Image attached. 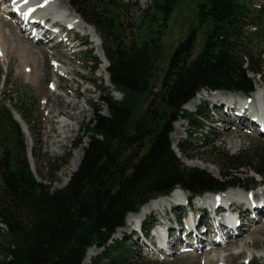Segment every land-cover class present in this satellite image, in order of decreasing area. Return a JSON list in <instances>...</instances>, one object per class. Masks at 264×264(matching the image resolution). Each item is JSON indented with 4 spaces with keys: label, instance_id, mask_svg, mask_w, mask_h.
<instances>
[{
    "label": "trees",
    "instance_id": "1",
    "mask_svg": "<svg viewBox=\"0 0 264 264\" xmlns=\"http://www.w3.org/2000/svg\"><path fill=\"white\" fill-rule=\"evenodd\" d=\"M111 1L69 0L70 7L106 43L103 54L109 62L106 71L112 86V90L105 88L100 108H95L93 121L83 129L88 147L69 183L52 190L37 180L27 159L25 133L17 124L14 163L7 149L0 158V224L4 226L0 228V264H83L92 248L103 250L92 264H149L127 242L110 244L129 214L139 213L150 200L168 197L176 189L201 196L258 184L255 177L251 185H244L237 177L242 170L249 169L264 180V148L238 155L215 150L227 171L216 179L186 167L170 141L173 126L187 117L184 106L198 94H252L255 86L250 74L264 81V64L255 58L251 45V31L261 28L257 10L248 0L200 2L198 18L205 27L202 48L194 56L196 35L191 34L175 48L164 69L162 40L177 0L156 3L151 19L158 16L159 29L142 44L126 45H113L114 24L104 15V5ZM91 59L95 73L101 60L98 56ZM160 69L164 76L154 87ZM113 92L123 98L116 100ZM149 93L152 98L142 110V99ZM5 111L3 119L13 123L11 112ZM28 117H23L26 123H30ZM186 145L178 144V150L190 160ZM32 156L37 154L32 151ZM70 156L58 161L67 165Z\"/></svg>",
    "mask_w": 264,
    "mask_h": 264
},
{
    "label": "rangeland",
    "instance_id": "2",
    "mask_svg": "<svg viewBox=\"0 0 264 264\" xmlns=\"http://www.w3.org/2000/svg\"><path fill=\"white\" fill-rule=\"evenodd\" d=\"M202 1L204 0H177L176 7L170 17V20L168 21V27L164 30L165 34L162 40L164 60L161 64L162 68H166L169 57L175 48L193 33L196 35V49L194 56L202 48L205 39V27L200 25L198 18V4ZM66 2L68 3V0H66ZM159 2H161V0H112L111 2L106 3L104 8L107 11H104L103 8L104 15L107 16L108 20L111 19L114 24L112 33L116 38L113 41V45L116 42H123L124 45L132 42L142 44L144 41L150 39L155 30L159 29V24L155 23L158 16L156 15L155 20L151 19V12L155 14L154 6ZM110 3H112V5ZM248 4L255 10L263 12L261 14L260 12L255 11L257 15L261 16V28L260 30L253 29L251 31L253 32L251 34L253 36L251 38V45L255 58L258 59L260 57V60L264 64V0H248ZM3 6H0L1 11ZM16 20L18 21L17 18ZM0 23L2 24L0 34L3 38L6 37L4 38V41H7L9 46H17L18 44L20 46L25 45L21 39H9L4 32V28L11 29L10 26L8 24L4 25V22ZM92 28L95 30L94 27ZM9 31L11 32H9L10 36L13 38V31ZM95 32L97 31L95 30ZM254 33L257 34L253 35ZM19 34H22V32L19 29H16V37ZM97 36L99 38L98 43H95V40L92 37H88L86 38L87 45L82 46L80 50L77 48L66 52L65 58H63V55L58 54L55 59L63 61L64 66L59 64L56 65L53 60H51L50 65L51 56L54 58L53 54H51L48 61V65L50 67L46 68L43 64L38 67L40 68L38 86L31 83V79H26L24 75H21L23 74L21 72L22 70L17 71L14 64L9 67L6 59L0 60V158L2 157L4 150L7 149L9 154L12 156L14 163L17 154L14 148L16 142V124L20 127L21 131L25 133L23 125L18 119L23 120L25 115L29 116L28 119L30 120V123H27V126L33 128L34 138L31 136L30 132H28V137L25 133L27 159L30 165L32 164L31 170L37 180L51 186L52 190L62 189L69 183H66V180L68 179V181H70L69 179H71L72 175L75 173L74 172L71 176H69L71 160L74 152L78 148L75 147V145L81 141L80 147L85 143H87L88 146L89 138L86 137V132H84L83 129L86 125H89L93 121L95 108H100L99 104L101 103L102 98L106 95V92H104L105 88L112 90V87L108 84L107 72L106 70H103L104 64H101L95 73H93L92 70V61H90L91 56H99L103 58V45L106 44L103 43L104 41L100 40V33H98ZM4 41L3 46L5 47ZM99 43L101 44L100 47H98ZM49 44L52 43L47 42V46L44 45L47 51H50L53 46H48ZM1 46L2 42H0V49ZM24 47L26 48L27 46L25 45ZM76 50L79 52L74 53ZM61 51L67 50L61 49ZM32 52L35 53V55H38L36 49H33ZM6 53L9 54V51ZM62 58L64 60H62ZM107 68L108 66L106 69ZM157 73L159 79L158 81L152 82V86L154 87H156L163 78L164 70L161 71L160 69ZM250 79L253 81L255 89L258 87L264 90V81L261 80V78L250 74ZM87 81H89V83ZM92 81H96L97 83ZM158 89L159 87H157L155 91ZM86 91H89V93H85ZM209 94L210 92L202 93L200 97L207 95V99L201 100L196 107L186 109L185 106L187 104L184 106L187 117L185 120L181 119L173 126L170 141L173 145L174 151L186 167L205 171L212 177L220 179L222 178L221 174H225L227 171L225 165L219 161L218 157L214 153L215 150H224L232 155H238L242 152H253V149L264 148V137L254 131H247L250 128L243 127L242 124L238 126L234 125L230 128V120H224L222 117H227L233 120L236 118H245V116L241 115L243 112H232L228 108L224 107L222 108L223 113L219 110L221 113L218 114L217 111L215 112L213 104L209 102ZM237 94L243 95L242 93ZM58 96L64 98L70 103V105L62 110L54 108V100ZM112 96L118 101L123 98V96L117 94L116 92H113ZM151 98L152 95L149 93L147 94V97L142 99V110L146 108ZM222 99L232 101L228 97L220 98L218 100H214L217 101L214 102V105L217 107ZM211 100H213L212 96ZM227 101L223 105H227ZM199 106L200 112L202 111L201 113L203 114L202 116L198 110ZM194 109H196V114H194ZM5 110H9L11 112L13 123L8 122L7 118L3 119V115L6 112ZM102 110L101 114L104 116L107 115L106 106ZM81 112H85L83 118L80 117ZM69 113L73 115L72 121L75 126H71L74 129L76 128L73 133V136H75L72 141L65 140V145L59 147L58 144H54V142L61 139L62 136L58 127L60 125L59 122L66 121ZM197 114L200 117H198ZM53 123H55V125L58 123L55 132H52ZM179 125H183V127L180 128ZM226 126H228V128ZM235 127L245 128L243 130L245 132H238V129ZM230 129L237 130L235 134L241 136L239 139V147L237 149L230 145L227 133L224 134L223 132ZM177 130L182 132L178 143L187 144L186 147H188V150L186 151V154L190 160L186 157L179 156V152L177 150L178 148H176L178 144L174 143L172 140V135ZM28 139L32 142V151L37 154L36 158L33 156L32 159L29 158ZM207 144H210V146L205 148ZM68 153H71L69 162L67 165H62V162H59L58 160L64 158ZM237 177L246 186L251 185L253 182L252 180L255 177L257 179H254L256 183H259V181L261 182V177H258L249 169L242 170ZM244 189L246 188L237 187L229 189L228 193L234 190L246 191ZM182 193L186 196H190L189 192L184 191ZM193 198L195 203H197V198L195 196H193ZM161 211L163 212L162 209ZM162 212L160 213L162 214ZM160 213L152 216V219H150V222L146 225H159L158 222L161 220L159 216ZM178 213L183 216L182 210L178 211ZM169 217H173V215H169ZM252 226L253 225L249 226L248 224L243 226L244 231L241 236V238H243H240V240H238L239 242H236L235 248H230V246H216L210 251L204 250V252L194 251L192 249V251L187 254V252H182V248L181 250H171L170 252H172V255L170 256H166L164 254L156 256L154 255V252H147L146 248H141L143 242L136 234H131L133 230L131 228V223L130 227L125 224L124 229H121L122 231L118 229L113 237V241H111L110 244H114L116 240L127 242V244L135 250L136 254L149 262V264H223V261H226L227 264H264V225H262L260 221V223L253 226V228ZM0 228L2 227L0 226ZM249 231L253 232L251 236L248 233ZM205 240L208 244L211 242V239ZM209 245L213 246V244ZM2 251L3 248L0 247V255L2 254ZM95 251L96 252L94 253L92 252L93 257L87 262V264H92L94 258L102 255V250L96 249ZM216 253L218 254L215 255ZM252 257L253 259L251 261Z\"/></svg>",
    "mask_w": 264,
    "mask_h": 264
},
{
    "label": "bare ground",
    "instance_id": "3",
    "mask_svg": "<svg viewBox=\"0 0 264 264\" xmlns=\"http://www.w3.org/2000/svg\"><path fill=\"white\" fill-rule=\"evenodd\" d=\"M12 1L13 0H0V6H3L5 2L7 4V3H11ZM17 1H19L22 7L25 4L32 2L33 4L31 6L24 9L25 17H28L30 19L31 18H35V19L32 22H26L22 20L20 16L23 13H18L15 9V5L12 4L9 7L4 5L2 11L0 9V22H4V25L8 24L10 26L11 29L4 28V32L9 37V39L11 40L21 39L27 47L25 48L24 47L25 45L20 46L19 44L17 46L14 45L9 46L8 42L4 41L5 40L4 38L6 37L3 38V36L0 34V42H2V46L0 49L1 52L0 60L6 59L7 65L9 67L13 66L14 64L16 70L17 71L22 70L21 72L23 74L21 75H24L26 79H31L30 82L35 84L36 86L39 85L40 68L38 67L43 64L46 68H49L50 66L48 65V61L51 54H53L54 58H52L51 56L50 65H51V60H53L56 63V65L59 64L61 66H64L63 61H61L60 59H55V57L58 54L63 55V58H65L66 52L70 50L72 51L73 49H77V48L80 50L82 46L87 45V40H86V38H88L87 35L92 36V38L95 41L99 42V38L97 36L98 33L95 32L92 26L87 21H85V19L82 18V16L79 15L80 13L78 14L76 13L77 11L76 9L74 8L72 9L70 7L71 5L69 4V0L68 3L66 2V0H49L46 2L47 10L50 9L52 4H57V6H55L54 8L56 16L66 20L70 19V21H73L74 19L77 20L78 26L63 27L62 25H58L60 29L62 28V32H60L59 30H54V27H49L47 25V21H45L40 16L41 11L44 10V7L41 5V3L44 1L42 0H27V2L26 0H17ZM57 1L60 3H57ZM32 9L33 11L30 12ZM16 18L18 19V21L16 20ZM1 28H2V24L0 23V29ZM8 29L13 31L12 33L13 38L10 36L9 34L10 31ZM16 29H19L22 32V34H19L17 37H16L17 34L15 35ZM31 29L37 30L38 38H32ZM77 29H81V30L78 31ZM29 32L30 34H28ZM62 33H64L68 39L65 40V38L62 36ZM100 40H102V38ZM3 41L5 42L6 48L3 46L4 44ZM47 42L52 43L49 44L48 46L53 45L52 48L50 47L51 48L50 51H47L44 46V45L47 46ZM100 45L101 44L99 43L98 47H100ZM33 49L37 50L38 55H35V53L32 52ZM61 49H66L67 51H61ZM8 51L9 54L6 53ZM75 52H79V51L76 50ZM63 58L62 60H64ZM106 67H107V63L105 62L103 66V70H106ZM43 71L46 72L45 70ZM85 93H89V91H86ZM202 93H205V91H203ZM202 93L198 94L196 98L191 100L185 106V108L190 109L196 107L201 100L203 99L206 100L207 95L205 96L203 95V97H200ZM211 96L213 100H211ZM226 97L230 98V100L232 101H227L226 99H222L217 107L216 105H214V102H217L214 100H218L220 98H226ZM208 99L210 100L208 101L213 104V107H215V112L217 111L218 114L221 113L219 110H221L223 113L222 108L224 107L228 108L232 112L233 111H238L240 113L243 112L241 113V115L245 116V118L242 117L233 120L227 117H222L224 120L226 119L230 120L229 121L230 128H232L234 125L238 126L242 124L243 127L250 128L248 130L246 129L247 131H251V132L254 131L256 133L261 134V136L264 137V111H263L264 90L262 88L256 87L254 93L250 96H247L246 94L241 95L232 92L227 93L225 91L210 92V94L208 95ZM226 101H227V105H223ZM69 105H70L69 102H67L64 98L58 96L54 100L53 107L62 110L64 108H67ZM84 113L85 112L80 113L81 118L84 117ZM72 118L73 115L69 113L66 121L59 122L60 125L58 127L60 129L62 136L61 139L54 142L55 145L58 144V146L61 147L65 145L64 144L65 140L72 141V139L74 138L75 135L73 136V133L75 132L76 128L75 129L72 128V126L74 125ZM18 120L23 125V130L25 131L28 137L29 136L28 135L29 127L27 126L28 124L21 119ZM57 124L56 125L55 123L52 124L53 125L52 132H55ZM181 127H183V125H181L180 128ZM226 127L228 128V126ZM235 128L238 129V132H245L243 131L245 128L242 127H235ZM223 132L224 134L227 133L228 139L230 140V145L233 148L237 149L239 147V143H240L239 139L241 137L235 134L237 130L230 129ZM181 135L182 132L179 130L174 132V134L172 135L173 142L179 144L178 141L181 138ZM28 143H29L28 150L29 153H31L32 142L29 140ZM86 147H87V143H85L81 147L79 146V148L74 152L73 158L71 160V165L69 168V176H71L72 173L77 171V168L83 159L84 150ZM176 148H178V145L176 146ZM179 156L180 157L182 156L181 153H179ZM68 182L69 181L67 179L66 183ZM259 184H261V182ZM182 192L183 190L177 189L168 198H160L157 200L150 201L141 209V211L138 214L128 215L126 219V224L128 225V227H130V223L132 226L134 220H143L144 218L147 217L149 213H151V216H155V214L159 213V211L162 212L161 209L163 210L162 214L166 213V206L175 207L177 208V210L183 211V216H181V220L179 222H177L174 225L167 224V226H164L163 229H166L165 232L163 233L160 232L161 230H159V228L153 229V231H151L150 236H152L154 239H155L154 235L157 234L159 231V239H158L159 241L158 240L153 241L151 244H148L146 242V239L149 237V235L145 233H140L139 231L136 230V228L132 230L131 234H136L138 238L142 240L144 245L142 244L141 248L143 247L146 248L147 252H154V255L156 256H160L161 254L170 256L171 250H181L182 248H183L182 252H187V254L191 252L192 249L194 251L204 252V250L210 251L216 246H230V248H235L236 242L240 240L243 234L244 231L243 226L247 224L249 226L251 225L256 226L257 224L260 223V221L261 224L264 225V208H263L264 186L259 187L258 185L257 188L252 189L250 191L234 190L226 194L218 195L216 197L206 195L202 197L201 200L197 198L198 200L197 203H195V201H192V204L194 206L204 205V207H206L210 215V218L207 222L204 219V217H201L198 213L194 211L183 210L181 206L175 204L177 198L181 196ZM238 194L240 196L239 199L244 201L243 204L246 205L247 210L245 211L238 210L236 212V210L233 209V207L237 208L239 204L238 202L234 203V200H230L229 198L236 196ZM186 198L190 200L192 197L186 196ZM212 198H217L223 201L220 207L221 212L215 216L213 209L208 204V200H212ZM184 205L185 203L182 204V206ZM160 222L161 221H159L158 223ZM248 233L250 236L253 234V232L250 231ZM224 235L225 238L226 236H228V240H225ZM209 236L213 238L212 240L213 246L209 245L205 240L206 237ZM95 250L96 248L89 249L83 264H87V262L90 261V259L93 257V253L96 252ZM217 254L218 253H216L215 255ZM223 264H227V262L223 261Z\"/></svg>",
    "mask_w": 264,
    "mask_h": 264
},
{
    "label": "water",
    "instance_id": "4",
    "mask_svg": "<svg viewBox=\"0 0 264 264\" xmlns=\"http://www.w3.org/2000/svg\"><path fill=\"white\" fill-rule=\"evenodd\" d=\"M107 65H109V62L107 61ZM88 147V146H87Z\"/></svg>",
    "mask_w": 264,
    "mask_h": 264
},
{
    "label": "snow or ice",
    "instance_id": "5",
    "mask_svg": "<svg viewBox=\"0 0 264 264\" xmlns=\"http://www.w3.org/2000/svg\"><path fill=\"white\" fill-rule=\"evenodd\" d=\"M26 2H27V0H26Z\"/></svg>",
    "mask_w": 264,
    "mask_h": 264
}]
</instances>
